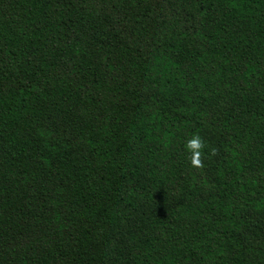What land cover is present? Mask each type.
<instances>
[{"label":"trees","instance_id":"trees-1","mask_svg":"<svg viewBox=\"0 0 264 264\" xmlns=\"http://www.w3.org/2000/svg\"><path fill=\"white\" fill-rule=\"evenodd\" d=\"M0 264H264V0H0Z\"/></svg>","mask_w":264,"mask_h":264},{"label":"clouds","instance_id":"clouds-1","mask_svg":"<svg viewBox=\"0 0 264 264\" xmlns=\"http://www.w3.org/2000/svg\"><path fill=\"white\" fill-rule=\"evenodd\" d=\"M205 141L196 133L190 135L183 143V149L186 152L191 166L200 168L202 167L201 156L205 148ZM214 153V149L210 150Z\"/></svg>","mask_w":264,"mask_h":264}]
</instances>
